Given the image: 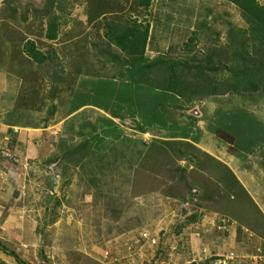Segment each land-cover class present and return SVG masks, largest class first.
I'll list each match as a JSON object with an SVG mask.
<instances>
[{"label": "rangeland", "instance_id": "rangeland-1", "mask_svg": "<svg viewBox=\"0 0 264 264\" xmlns=\"http://www.w3.org/2000/svg\"><path fill=\"white\" fill-rule=\"evenodd\" d=\"M67 1L70 5L69 8L67 7L66 10L59 12V10L55 8L59 0H0V70L6 72L7 77H12V89L10 93L1 95L2 111H0V114L3 116L2 120L20 127L42 126L44 124V119L48 120L46 117L48 111L51 109L52 103L55 105L57 104V111L54 116L57 119L67 116L83 105H88V107L90 106L92 108H87L85 112L80 113V115L74 119H68L69 123L64 129H66L68 134H70V132L75 134L78 132V129L81 128L80 125H82L83 128L87 126L85 129H80L83 133L79 136L77 143L87 138H89L92 146L94 142H96L97 144L93 150L97 153V161L102 160H100L102 155L103 159L109 154L113 155L107 158L108 161L116 156L123 157V155L125 156L124 151H126V148L128 150L129 147L120 140V137L112 135L114 139L111 140V138L104 134V131L103 133L102 131L95 133L91 130L93 124L99 121V119L94 120L96 116L94 118L93 110H95L96 106H102V103L97 101L96 98H98V100L102 99L103 93H110L113 89L118 91L122 90L123 79L111 83V79L106 78L110 75L107 70L110 60H107L108 54L104 53L106 47L105 43L107 41L104 39L103 33V14L109 12L112 6L118 5V7H122V5H126V2L122 0H76V2L72 4L70 3L72 0ZM133 1L134 0H128L131 7ZM184 1L185 0H159L157 3L156 8L158 9L162 4L171 6H168L169 8L167 9L169 10L167 14H161L163 19L160 21L162 26L166 22L168 28H171L169 43H171L173 35L175 36V32L173 33L174 28L191 30V25L190 27L188 26L190 24L189 22H194L196 20L199 7L197 2L193 7H190L187 14L188 20L184 15H178V12L181 11L179 7ZM216 1L219 2V0H210L209 2L211 3H209L208 6L216 7L218 4ZM155 2L156 0H152V5L147 13L144 10L141 12L138 11L134 14L132 13L133 17L137 18L142 23H145V21L153 23L156 16L154 12ZM203 2H205V0H203ZM174 3L178 5L177 8L173 6ZM202 9H209V7H207L206 4V8ZM55 14L62 16L59 29L60 37L56 42L50 43V45L57 48L56 50L59 58L64 61L66 73L63 77L57 76L52 78V80L45 79L44 76L35 69L31 60L23 54L22 47L27 40H35L38 43L42 40L45 42L46 39L44 36L47 21L54 20ZM126 15L127 12L121 13L119 18L122 17L124 19ZM168 16H170L171 19H168ZM176 17H179V20L183 21L184 26L177 25L173 22ZM213 20L214 19H212V21ZM213 22L223 27L220 29L227 30L221 17L220 19H215ZM237 24H241L239 17ZM162 26L158 24L157 30L161 29ZM212 29L213 31H217L216 28ZM198 39H200L198 40L200 42L198 43V50L203 53L204 49H206V41L208 39L204 37V34H201ZM186 40H181L178 44L179 57H186L183 50L185 47L184 45L182 46L183 42ZM175 43H177V41H173L172 46ZM97 45L100 46V49L95 47ZM151 45L152 40L150 48ZM170 46L171 45H169L168 50L171 48ZM113 48H115L114 51L116 52V47L113 46ZM222 49H224V47ZM224 50H226L227 56H225L226 58H224L223 61L232 63V52L230 50L227 51L228 47ZM101 51H103V55L100 54ZM195 53L198 54V52ZM111 68L112 67H110V70ZM103 79H105V84L108 87L105 91L103 90V84L101 85ZM53 82L54 84H52ZM18 83H20L19 87L17 86ZM99 83L100 86H98ZM127 94L135 98L131 92L127 91ZM136 101L139 100L136 99ZM155 103V107L150 108L148 104L147 108H145V111H147L149 115L153 111L155 113L160 112L159 103L171 108L187 105L185 99L171 93H159L158 100ZM191 106H193V104L188 107ZM195 108L196 109L190 108V111L178 113L175 119V127L173 128L175 131L174 134H172L177 137H189L194 141L193 143L195 145L184 144L180 141L169 143L163 138L152 140L155 142L153 146L155 151L147 150L148 146H145L144 151H147L144 157H141L142 160L137 161L139 157L138 152L135 151L132 155L133 159L127 160L128 163L130 161L133 162L135 167L137 166L135 169L136 171L129 174L131 181L126 178L128 179V183H120L119 187H117L109 183L111 182L110 177H105L102 182V188H91L93 195L95 194L96 196L95 198L92 195L89 198V195L84 194L86 191L91 193L90 189L87 190L84 186L80 188L74 186L73 190H65V192L63 191L60 195L51 199V193L48 189L43 187L41 179L36 183L35 181L31 183L25 181V183H23V178L18 177V179L16 177L18 180L22 181H20L22 191L24 189L23 186H25L24 191H26V199L31 206L29 205L30 207L28 206L21 214H16L14 211L12 213L8 211L6 215L0 213V225L5 228V232L0 233V237L9 239L20 236L18 232H15V228H12L13 216L16 218H18L17 215L23 216L22 221H20L21 219H16L18 225L26 226V228L28 227L32 230L34 225L38 223L36 216H42L44 213H47L48 216L53 217L58 214L61 215L62 219L58 222L55 233L49 234V236L52 235L53 240H55L61 238V235L64 236L70 231L76 232L79 230L81 233L86 231L85 234L88 237V241L83 239L84 244L79 248L82 249L85 254L86 252L88 253L87 257H89V259L86 260V264H92L93 261L97 262V264L103 263L98 262V259L103 260L107 257V253L109 257L103 264H110V262L113 264H157L153 261L157 250H149L147 244L137 247L136 243H138V241H136L137 238L134 234L144 228L150 229L152 235L158 239V244L160 243L159 237H161L160 246L163 247L165 246V239L174 237V239L170 241L173 250L170 251L169 255L164 258L161 264H184L186 260L183 258L182 242L178 244L180 240L179 228L181 226L177 224L170 232L167 227L170 223V219L173 217L175 218L178 211H181V206H188V203L179 205L180 202H184L188 197L193 203V198H196V200L198 199V204L202 205L205 209H209L218 204V202H214V195L226 197L228 194H231L235 186V181H233L232 176L235 170L231 167L227 168L223 161H216L213 156H211V153H206L201 148L198 149L199 146L197 144L202 143L214 155L219 154L218 152L216 153L214 149H220L221 155L224 153L229 154L226 150L228 148L227 145L222 142L233 144V142L238 141L237 139L239 138L236 136L238 134L243 139L241 143L246 145L249 144L248 146L250 149H255L257 154L253 155L251 158L240 156L237 159H232V161H236L233 165L234 168L240 164L239 161H252V163L250 162V164H253L251 167H255L258 173L259 170L263 171L260 169V163L263 161L262 156L264 155V99L256 103V101H252L249 98L245 99V97L235 95L232 99L212 98L195 104ZM194 111H196V115ZM222 112L224 114L239 113V116L242 117V122L232 118V114H229L228 117L224 116V119L220 120L219 118L223 115L219 114ZM51 115V117H53V114ZM167 116V114H162L160 116L164 119V124ZM137 117L142 121L149 122L146 124V127L154 126V124L151 125L152 121L150 118H147L145 112L137 113ZM251 118H257V122L253 123L250 120ZM126 120L134 122L132 119L127 118ZM50 122L55 124L57 120L51 119ZM233 122H236L235 124L237 125L235 126L238 127L232 132L231 124ZM119 123L121 122L119 121ZM217 123H221L223 126H217ZM123 126L126 127L125 130L127 132H130V128H127V125L123 123ZM134 127H136V125ZM237 129L244 133L242 134ZM250 129L253 131L252 135L250 134ZM135 130L138 131L137 127ZM248 131L249 134L247 133ZM204 132L207 133L205 134ZM234 132L236 134L233 135ZM84 133L88 137L85 136ZM202 133L207 137L203 141ZM73 134H71V136L66 135V137L61 139L63 145H67L69 149L70 145H74V143H70L76 140ZM147 137L148 136H145L144 139L147 140ZM140 145L141 147L144 146L143 144ZM108 147H111V152L107 150ZM82 148H84L83 145ZM134 150H136V148ZM236 151L237 149L231 148L230 153H235ZM114 154L116 156H114ZM91 155L88 147L81 149L75 154L74 160L79 161L80 167L78 170L81 171L79 172L77 170L79 175H75L76 180H82V178L86 176L84 171L87 174H91V172L95 175L97 174V172L92 171V166H96V164L90 161ZM192 158L195 159L196 163L194 164V169L190 171L188 169L189 165L187 164ZM84 160L88 162L85 163ZM178 161H186L182 163L184 168L179 165L181 163ZM12 162L16 163L15 161ZM22 162L26 164V161ZM105 162H103V165ZM81 166L83 167V171ZM63 167L65 168L63 165L61 169ZM4 172L8 173L7 171ZM64 173L68 175L65 170ZM109 174L116 179L118 177V175ZM7 177L10 178L9 176ZM68 177H70V175L66 178ZM98 178L100 179V177ZM4 179L0 177V186L2 190L7 185L6 183H10L8 180L5 182ZM103 185H106L105 188H103ZM37 188L39 190L38 196L42 199L41 201L39 199V203L37 201ZM193 189L198 191L199 194L195 195ZM2 190L0 192H3ZM72 194L75 196H72ZM210 202L214 203L210 205ZM143 203L145 205L141 208ZM173 204L175 207H173ZM225 204L228 203H226V200H223L222 205ZM160 205H162L163 212H161ZM111 207L117 209L116 211L119 212L120 215L114 217ZM147 207L156 210V213L149 220L148 215L145 213ZM169 209L172 212H170ZM137 218H139V225H137ZM3 223L6 224L4 225ZM75 226H78L76 230L73 229ZM51 229L52 228L49 229L50 232ZM149 229L145 230L149 231ZM163 231H166V236L160 234V232ZM182 232L183 228L180 229V233ZM100 238H103L101 245L96 243V240ZM135 241L136 243H134ZM29 246L30 245L27 244L25 248ZM160 246L157 249H159ZM178 247L179 250L176 251ZM58 248L59 249L55 248L54 250L51 249L50 254L47 252V255L50 257V264H69L66 255L63 256L61 247ZM25 257L31 258V256L28 257L27 255H25ZM0 260L15 264V261L11 257L6 256L1 251Z\"/></svg>", "mask_w": 264, "mask_h": 264}, {"label": "trees", "instance_id": "trees-1", "mask_svg": "<svg viewBox=\"0 0 264 264\" xmlns=\"http://www.w3.org/2000/svg\"><path fill=\"white\" fill-rule=\"evenodd\" d=\"M209 1H197V5L200 8L198 7L194 28L192 30L174 28L173 33L175 32V36L173 35V38H171V48L166 54H159L154 57L149 56L147 53L151 28L149 21L142 23L137 18H134L132 13H128L124 19L121 17L117 20L111 15L113 12H117L118 6H112L109 12L103 14L105 16L103 18L104 39L107 41L104 53L108 54L107 60H110L107 67L110 75L106 78L111 79V83L123 79V82H121L126 89L125 94L129 91L139 100L137 113L145 112L147 118H150L152 121L151 125L154 124V126L146 127V124L149 122L135 120L134 122L138 131L145 133L147 128H154V132H157L156 135H172L175 131L173 128L175 127V119L178 113L190 111V108H195V104L212 98L232 99L236 95L245 97V99L249 98L252 101H256V103L264 99V4H261L259 0H220L216 7H214L208 6L211 3ZM75 2L76 0H72L70 3L73 4ZM151 2L152 0H137L134 2L132 9L134 8L135 11L139 10V12L144 10L147 13L152 5ZM206 4L209 9H205V11L202 8H206ZM69 6L67 0H59L55 8L59 12H62L67 7L69 8ZM220 17L223 19L227 30L220 29L223 27L213 22L215 19H220ZM238 17L241 24H237ZM60 19H62V16L56 15L54 20L47 21L44 36L47 44L43 41L38 43L35 40H27L22 47L23 54L31 60L35 69L45 79H52L57 76L63 77L66 73L64 61L59 58L57 48L50 45L51 42L58 38L61 26L60 22H62ZM212 19L214 20L212 21ZM212 28H216L217 31H213ZM201 34H204V37L208 39L203 53L198 50V43H200L198 37ZM181 40H186L182 44L185 47L183 49L186 55L185 58L178 56V44ZM173 41H177V43L172 46ZM98 46L95 47L100 49V46ZM113 46L116 47V52ZM223 47L224 49L228 47L227 51L230 50L232 52L233 58L231 60L232 63L230 62L231 64L223 61L226 58L225 56H227L226 50L222 49ZM195 52H198V54ZM100 54L103 55V51ZM110 67H112L111 70ZM105 83V79H103L101 85L103 84L104 91L108 88ZM98 86H100V83ZM115 90L113 89L112 92L103 94L113 96L110 94H113ZM159 93L175 94L185 99L188 106L192 104L193 106L188 107L184 105L171 108L159 103L160 112L155 113L153 111L149 115L145 111V108H147L148 104L150 108L155 107ZM50 108L46 117L48 120L44 119L46 126L52 119L51 114H53V117L55 116L57 104L52 103ZM234 113H231L232 115L229 114L232 118L242 122V117L239 116V113ZM162 114L168 115L165 119V124L163 122L164 119L160 117ZM229 114L222 112L219 115L223 116L219 119L223 120L224 116L228 117ZM100 120L98 123L95 122L93 124L91 131L95 133H99V131L103 133L104 131L105 134L113 133V123L111 121L104 123L103 120ZM250 120L253 123L257 122V118H251ZM235 123L231 124L232 132L238 127L235 126L237 125ZM80 126L83 128L82 125ZM217 126L223 125L217 123ZM80 129L76 132L78 136L83 133ZM227 130L230 131L229 129ZM240 132L244 133L243 131ZM252 132L250 129L251 135ZM204 133L206 134L207 132ZM247 133L249 134V131ZM234 134L236 133L234 132ZM84 135L87 136L85 133ZM236 136H238L239 139L237 140L239 142H243L241 136L238 134ZM56 140L58 148L52 150L54 146H52L53 142H50L45 146L39 161H37L39 179H41L43 187L51 193V199L56 197V193L59 192L58 190L65 192V190H73L74 186H78L79 188L84 186L87 190L90 189L92 196L95 198L96 196L95 194L93 195L91 188H102V182L105 177H110L111 182L109 183L119 187L120 183H128V179L131 181L129 174L136 171L137 166L135 167L133 162L129 161L128 163L125 156H116L108 161L107 158L113 155L109 154L104 159L102 155L100 158L102 160L97 161V153L91 149L89 138L82 141L79 144L81 145L80 148L76 151L68 150L67 145H63L61 138ZM94 144L96 145L97 143L94 142ZM82 145L84 148H82ZM86 147H88L92 154L90 161L96 164V166H92V171L99 174L95 175L93 172L87 174L84 171L86 176L82 180H76L75 175H79L78 169L70 161H74L72 155L77 154L78 151ZM262 159L264 161V155ZM84 161L85 163L88 162L87 160ZM103 162H105L104 165ZM63 165L65 168L61 169ZM81 168L83 170L82 166ZM64 170L65 172L67 171L70 177L66 178L68 175L64 173ZM78 171L81 172L80 170ZM109 173L118 175L117 179ZM58 176H62V179L59 180ZM89 177L90 179L87 180ZM73 183L75 184L74 186L72 185ZM105 186L103 185V188ZM197 207L198 205L194 204V208L197 209ZM199 209L204 210V207L199 205ZM111 210L114 217L120 215L116 211L117 209L111 207ZM200 212L202 211L200 210ZM197 215H194V219H198ZM59 219H61V215L58 214L53 217L48 216L47 213L37 216L38 223L35 228V244L37 245L38 258L41 264H50V257L47 255V252L52 247L63 248L69 264H86L85 262L89 257L86 255L81 256L80 252H82V249H79L84 244L83 239L88 241V237L85 234L86 231L84 233H81L79 230L76 232L70 231L55 240H53L52 235L49 236V234L55 233V224ZM50 228H52L51 232L49 231ZM77 228L78 226H75L73 229L76 230ZM0 233H2L1 228ZM96 241V243L101 245L103 238ZM156 250L155 257L153 258V261L156 263L164 260L171 251L170 248L165 246H160ZM0 251L6 256L11 257L16 264H34L33 260L31 261L25 257L23 249L12 240L0 237ZM0 264L6 263L0 260ZM92 264H97V262L93 261ZM191 264H211V261Z\"/></svg>", "mask_w": 264, "mask_h": 264}, {"label": "crops", "instance_id": "crops-1", "mask_svg": "<svg viewBox=\"0 0 264 264\" xmlns=\"http://www.w3.org/2000/svg\"><path fill=\"white\" fill-rule=\"evenodd\" d=\"M122 1H125L126 5H122V7L116 9L117 12H113V14L111 15L113 18L118 19L121 16V13L124 12H127L128 14L136 13L139 11L133 10L129 5L130 2H128V0ZM136 1L137 0H134L131 5L133 6L134 2ZM197 1L198 0H185L179 7L181 8V11L178 12V15H184L188 20L187 14L189 12V9L190 7H193ZM205 1L208 2L209 0ZM259 1L261 4H264V0ZM158 2L159 0H156L155 2V19L153 23H150L151 28L147 53L151 57L159 54H166L170 45L169 34L171 32V28H168L166 22L162 26L160 21L163 19L161 14H167L169 10L167 8L171 6L162 4L158 9L156 8ZM173 6L175 8L178 7L176 3H174ZM104 17L105 16L103 15V18ZM168 19H171L170 16H168ZM173 22L177 25L184 26L183 21H180L179 17H176ZM194 22H189L190 24L188 26L190 27L191 25V30L195 26ZM158 24L159 26H162V28L157 30ZM59 37L60 35L58 34L57 40L59 39ZM57 40L53 42H56ZM151 40L152 45L150 48ZM11 82L12 77H7V73L0 70V111H2L1 95L10 93L12 89ZM19 85L20 83H18L17 86L19 87ZM125 91L126 89L123 86L120 92L115 90L113 94H110L113 96H107L106 94H103L102 99L98 100V98H96L97 101H100L102 103V106H96L95 110H93V115L94 118L96 116V119L94 120L101 119L104 121V123L108 121H111L113 123V133H109L106 135L111 138V140L114 139L112 135L120 137V140L123 141V143H125L127 147H129L128 150L126 148V151H124L127 160L133 159L132 155L134 151L138 152L139 159L137 161L141 160V156L144 157L147 150L155 151V149L153 148L155 142H153L152 140H159L163 138L169 143L180 141L188 145L194 144V141L189 137L177 138V136L173 135H156L157 132H154V128H147L145 133L135 130L136 127L134 126L136 124L126 119L128 118L132 119L133 121H141L140 118L137 117V109L139 103L138 101H136V98L130 97L128 94H125ZM87 108L92 107L83 105L77 110L72 111L67 116H64L60 119L52 117V120H57L55 124L50 122L49 124H47V126L46 124H43L42 126L34 127H20L15 124L4 122L2 120L3 116L0 114V173H2V170L7 171L8 173L5 174L10 177H6L7 180L10 181V183H6L7 185L3 188V190L0 186V191H3L0 192V213L2 215H6L8 211L9 213H12L14 211L16 214H21L22 211H25L28 208L30 204L26 199L27 195L26 191H24L25 186H23L24 189L22 191L20 185L21 180H18V176L23 178V183H25V181H28L29 183H31L32 181H35V183L39 182L40 176L38 174L39 169L37 161H39L40 155L41 153H43L45 146L50 142H53L52 146L54 147H52V150L58 148L56 139H62L66 137V135L71 136V134H73L72 132L68 134L66 129H64L65 125L69 123L68 119L76 118L80 115V113L85 112ZM194 114H197L196 111H194ZM119 121L121 123H119ZM123 123L128 126L127 128H130V132H127L125 130L126 127L123 126ZM73 135L74 139L76 140L70 143H74V145H70V150L73 149V151H76L80 148L81 145L79 144L81 142L77 143L79 136L76 133ZM145 136H148L147 140L144 139ZM206 138L207 137L203 134L202 141ZM222 143H225L227 145L228 148L226 150L229 154L224 153L221 155L220 149H214L216 153H219L214 155L202 143L197 145L199 146L198 149L201 148L204 152L211 153V156H213L216 161H223L224 164H226L227 168L231 167L233 170H235L234 174L232 175L233 181H235V186L233 187L231 194H228L226 197H223L222 195H214V202H218L217 206H213L209 209L204 208L205 211L201 210L202 212H200L199 209L200 204L197 203L198 199L196 200V198H193L192 203L190 201L191 199H188L187 197V200H184V202H180L179 205L188 203V206H181V211H178V214L175 215V218L173 217L172 219H170V223L167 225V227L169 228L170 232L177 224L181 226L179 228L180 240L178 244L182 242L181 244L183 249V258L186 260L184 264L199 262L201 263L202 261H211V264H264V161H261L260 163V169H262L263 171L259 170V173L257 172V169L255 167H251L253 164H250V162L252 163V161H239L241 165L239 164L234 168L233 165L236 163V161H232V159H237L240 156L244 158H251L253 157V155L257 154V151L252 148L251 150L248 145L239 141L233 142V144H229L226 142ZM140 144H143L144 146L141 147ZM77 145L79 146L76 147ZM95 146V144H93L92 146L91 143V149H93ZM145 146H148V149L146 151H144ZM135 148L136 150H134ZM231 148L237 149V151L235 153H230ZM107 150L111 152V147H108ZM74 156L75 155H72L73 160ZM114 156L116 155L114 154ZM192 157L194 158L193 154ZM193 158L187 164L189 165L188 169L190 171L194 169V164L196 163L195 159ZM12 161H15L16 163ZM22 161H26V164ZM70 162L72 163V161ZM178 162L181 163L179 165L183 166L182 163L186 161ZM72 164L77 167V169H79V161L74 160ZM58 179H62L61 176H58ZM87 180H89V178ZM72 185L74 186L75 184L73 183ZM38 188L37 201L39 203L42 199L38 196ZM58 191L60 193H56V196L60 195L63 192V190ZM193 191L195 195L199 194V192L195 191V189H193ZM84 194L89 195V198L92 195L89 191L84 192ZM72 196L75 195L72 194ZM223 200H226V203L228 204L222 205ZM173 202L176 203L175 201ZM214 202H210V205H212ZM194 204L198 205L197 209L194 208ZM144 205L145 204L143 203L141 205V208H143ZM200 206L202 207V205ZM160 207L161 212H163L162 205H160ZM173 207H175L174 204ZM170 212L172 211L170 210ZM145 213L148 215L149 220L156 213V210L147 207ZM194 215H197L198 219H194ZM17 216L18 218L14 216L12 218V228H15V232H18L20 236L9 238V240L16 242L19 247L23 249L24 255H27L28 257L31 256V258L26 257L27 259L31 261L33 260L32 262L34 264H41V261L38 258L39 255L37 253V245L35 244V228L37 224L34 225V228L32 230L28 227L26 228V226H19L16 219H21L20 221H22L23 216ZM61 219H59L58 222ZM136 221L138 223L139 218H137ZM58 222L55 224L56 227ZM3 224L5 225L6 223ZM137 225H139V223ZM0 228L2 229V232H5V228H3V226L0 225ZM181 228H183L182 233H180ZM172 239H174V237L165 239V246L167 248H170V250H173L172 244L170 243ZM27 244L30 246L28 248H25ZM55 248L59 249L58 247L49 248V254L51 253V249L54 250ZM61 249L63 250V248ZM178 250L179 247L176 251ZM62 253L63 256L66 255L65 250H63ZM80 254L81 256H88L87 252L85 254V252L82 251L80 252ZM106 256L107 257L103 260L98 259V262L104 263L105 260H107V258L109 257L108 253ZM162 262L163 260L159 263L161 264ZM5 263L10 264L7 262ZM110 264L113 263L110 262Z\"/></svg>", "mask_w": 264, "mask_h": 264}, {"label": "built area", "instance_id": "built-area-1", "mask_svg": "<svg viewBox=\"0 0 264 264\" xmlns=\"http://www.w3.org/2000/svg\"><path fill=\"white\" fill-rule=\"evenodd\" d=\"M7 156H8V154H7ZM6 174H7V173H6ZM6 174H5L4 171H2V173H0V177H1V179L6 178V177H7ZM18 177H20V176H18ZM4 180H5V182H7V178L4 179ZM135 236H136V238H137L136 241H138V243H136V241H135L134 243L137 244V247H138V246H144V245L147 244V248H148L149 250H153V251H154V250L156 249L157 244H158V239H156V238L152 235V233L150 232V229H149V231L143 229V230L139 231V233H138L137 235H135ZM159 238H160V237H159ZM131 241H134V240H131ZM158 245H159V244H158ZM150 252H152V251H150Z\"/></svg>", "mask_w": 264, "mask_h": 264}, {"label": "clouds", "instance_id": "clouds-1", "mask_svg": "<svg viewBox=\"0 0 264 264\" xmlns=\"http://www.w3.org/2000/svg\"><path fill=\"white\" fill-rule=\"evenodd\" d=\"M144 229H149V228H144ZM138 233H139V232H136V233L134 234V236L137 235ZM160 234H163V236H166V235H167L166 231L160 232ZM160 243H161V237H160ZM160 243H159L158 246H160ZM158 246H157V247H158ZM157 247H156V249H157ZM156 249H155V250H156ZM152 252H153V251H152ZM134 255H136V254H134ZM134 255H133V256H134ZM130 256H131V255H130ZM136 256H138V255H136ZM138 257L141 258L140 256H138Z\"/></svg>", "mask_w": 264, "mask_h": 264}]
</instances>
